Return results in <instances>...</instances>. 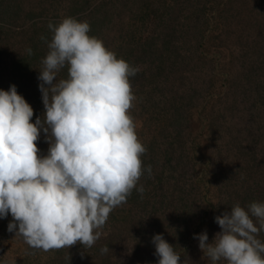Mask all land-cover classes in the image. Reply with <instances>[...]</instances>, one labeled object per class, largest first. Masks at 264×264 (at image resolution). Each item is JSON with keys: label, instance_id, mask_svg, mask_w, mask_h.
<instances>
[{"label": "rangeland", "instance_id": "obj_1", "mask_svg": "<svg viewBox=\"0 0 264 264\" xmlns=\"http://www.w3.org/2000/svg\"><path fill=\"white\" fill-rule=\"evenodd\" d=\"M103 1L58 0L56 4L53 0H0V36L10 29V37L1 46L19 40L13 37L14 30H24L34 21L45 29H49L48 20L60 22L67 16L89 22L88 14L95 9V23L106 29L110 50L120 51L126 36L130 43L122 53L134 46L140 54L144 48L148 51L144 40L153 25L173 15L181 21L180 27L188 29L178 34L184 49L189 47V35L205 41V63L197 72L199 78L197 73L192 78L191 87L186 84L177 90L163 87L149 76L152 70L148 67L153 64L147 55L131 56V66L139 70L129 77L135 96L129 113L146 148L140 156L142 168L151 165V175L143 172L127 201L112 210V221L107 219L93 246L77 242L62 247L61 259L66 255L70 258L57 264L82 263L89 253L96 256L92 249L96 243L109 246L110 264H129L133 259L131 264H136L143 261L146 252H155L152 236L157 233L166 235L186 264H212L193 234L206 230L211 242L221 230L215 216L237 203L247 207L264 200V37H260L264 0H105L102 5ZM48 4L52 7L49 14H33ZM25 12L33 15L26 17ZM160 43L156 44L159 49ZM190 88L193 97L181 101L186 103L184 108H175L173 118L166 119L164 94ZM36 143L40 154L46 155L49 144L43 132ZM140 185L143 193L137 191ZM172 209L177 225L169 232L164 213L170 215ZM10 220V214L0 219V264L32 263L29 259L54 264L51 256L57 249L30 248L22 237L7 231ZM262 234L264 231L259 239ZM144 249L148 251L144 253ZM216 264L227 261L221 258Z\"/></svg>", "mask_w": 264, "mask_h": 264}, {"label": "clouds", "instance_id": "obj_2", "mask_svg": "<svg viewBox=\"0 0 264 264\" xmlns=\"http://www.w3.org/2000/svg\"><path fill=\"white\" fill-rule=\"evenodd\" d=\"M49 51L38 88L44 113L18 93L0 89V219L30 248L59 249L77 242L91 247L110 212L127 201L144 171L146 151L129 110L135 96L129 81L139 70L89 35L90 24L74 17L51 21ZM28 54L32 49H27ZM67 67L66 78L57 80ZM41 132L49 144L41 155ZM144 192L143 185L137 188ZM220 231L194 233L203 255L216 264H264V202L239 203L214 217ZM156 264H186L162 233L152 236ZM102 254L109 246L100 249Z\"/></svg>", "mask_w": 264, "mask_h": 264}, {"label": "trees", "instance_id": "obj_3", "mask_svg": "<svg viewBox=\"0 0 264 264\" xmlns=\"http://www.w3.org/2000/svg\"><path fill=\"white\" fill-rule=\"evenodd\" d=\"M54 3H58V0H53ZM105 0L103 1L102 5H104ZM49 6V4L47 5ZM42 7L40 11H36L33 14H40V13H46L49 14L52 7ZM97 10L92 9L90 13L88 14L89 17V24H90V34L92 36H96L97 38L103 40L105 46L109 48L110 41L107 38V34L105 32V28H103L101 25L97 27V24L95 23V15H97ZM33 14H29L25 12L26 17H29ZM114 15V14H112ZM110 18V16H108ZM77 19V18H76ZM50 20H48V23ZM53 24L59 23L56 21H51ZM92 22V23H91ZM180 22L176 20V17L173 15H168L166 20H160L156 24L153 25V30L150 32L145 38L146 45H148V51L145 50L142 54L147 55L146 59L151 58L152 64L150 67H148L150 70L151 77H155V80L157 81V84L167 87V88H177V90L182 89L181 87H187L186 84H189L191 87L192 85V78H195V73H197L200 69H203L204 67V58L206 57L205 53V41H200L196 38V40H193L191 36H188V42L189 47L187 49H184L185 46L179 43L180 36L178 37V34L181 32L180 35L183 33H187L188 29H185L183 27H180ZM37 21H34L32 25H30L27 28L18 29V31L14 30V38H17L19 40H15L14 42H8L7 44H4V46H1V42H4L8 39L9 31L6 32L5 35L0 36V89L7 90L10 85L15 84L17 87V91L19 94H21L26 101L33 107L34 115L32 117V122H35V119L37 116H42L44 113V107L42 103V94L38 88V85L40 81L38 80L39 71L42 69L43 65L41 63L42 59L45 57L47 52L49 51L47 47V41H50L52 38V33L50 29H45L44 27L38 26ZM112 22H109V24ZM166 26H164V25ZM179 25V26H178ZM164 27L163 30H161V27ZM108 27V24H107ZM196 28L191 31L196 33ZM264 30V27H263ZM26 32V35L22 34ZM22 32V33H21ZM134 32V31H133ZM93 33V34H92ZM189 33H191L189 31ZM131 34V33H130ZM129 34V35H130ZM194 34V33H193ZM260 37H264V31L262 34H260ZM41 36H44L46 40H42ZM125 37L123 36V42L120 46L119 50L116 55L118 58H123L125 61H127L130 65V58L131 56H139L138 49H136L134 46L126 50L122 53L121 49L124 47H128L130 40L125 41ZM175 39L177 43L175 42ZM160 40V49L156 47V44L158 46V41ZM154 41V43H153ZM264 41V38L262 39ZM145 42L142 43V45H145ZM150 43V44H148ZM152 45V48L155 47V49H152L150 47ZM31 48L32 53L29 55L27 52V49ZM5 51V54H3ZM112 51V49H111ZM187 53V54H184ZM1 55H5L6 57L2 59ZM146 61V60H145ZM145 71V70H143ZM199 73V72H198ZM197 73L196 78H199V75ZM68 75L67 67L61 69L57 75V80L61 78H66ZM187 78V81L185 79ZM178 81H180L178 84ZM171 84V86H170ZM169 86V87H168ZM175 86V87H174ZM162 88V87H161ZM163 89V88H162ZM177 90H175L170 95L164 94V99L166 106H164V110L166 112V119L168 117L173 118V110L176 108H182L184 104H181V101L184 102L188 97L191 98L194 95V91L190 89L182 90V92L178 93ZM181 93H184L183 95ZM184 108V107H183ZM167 129L166 122L164 123L163 130L165 131ZM166 154H170L171 152L168 150H165ZM207 162V160L205 161ZM200 179V178H199ZM201 182V179H200ZM203 195L206 197V200L208 202V189L203 190ZM259 202H264V200H260ZM170 215L165 216L167 217V220H169L168 227L169 232L173 230V226H176L177 221L176 217L173 214V209L170 211ZM175 212V211H174ZM160 217V216H159ZM113 218V211L110 212L108 220L112 221ZM198 224L200 225V221H198ZM160 227V225H158ZM167 227V229H168ZM166 228V227H165ZM147 230V228H146ZM166 230V229H165ZM168 234V231H167ZM166 239V235H163ZM262 241H264V234H262L261 237ZM142 245V243H141ZM148 246V244H147ZM146 246V247H147ZM65 248H59L54 253L53 256H51L54 264H57L59 261L62 260L65 261L70 256L63 257V250ZM95 251L93 252L96 254V256H93L89 253L88 257H83L84 261L82 263H75L76 264H110V256L109 253L102 254L100 249L101 245L99 243H96V245L92 248ZM175 249V248H174ZM150 250V249H149ZM148 251L144 249V253ZM151 251V252H150ZM149 252H146L143 255V261H136V264H156V261L158 260V257L154 255V252L150 250ZM176 251V249H175ZM91 255V256H90ZM140 258V256H138ZM65 258V259H64ZM36 259L30 260L32 263H26V264H40L39 261H35ZM80 260V258H79ZM155 261V262H154ZM131 262L135 263V260H131ZM47 264V263H45Z\"/></svg>", "mask_w": 264, "mask_h": 264}]
</instances>
